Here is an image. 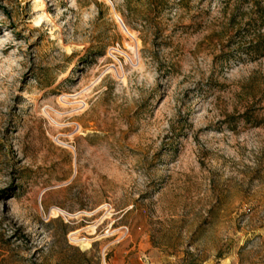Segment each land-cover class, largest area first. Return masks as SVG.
<instances>
[{
	"label": "rangeland",
	"instance_id": "obj_1",
	"mask_svg": "<svg viewBox=\"0 0 264 264\" xmlns=\"http://www.w3.org/2000/svg\"><path fill=\"white\" fill-rule=\"evenodd\" d=\"M259 7L0 0V264H264Z\"/></svg>",
	"mask_w": 264,
	"mask_h": 264
},
{
	"label": "trees",
	"instance_id": "obj_2",
	"mask_svg": "<svg viewBox=\"0 0 264 264\" xmlns=\"http://www.w3.org/2000/svg\"><path fill=\"white\" fill-rule=\"evenodd\" d=\"M255 16L257 17V20L261 21L260 24H255L257 28H260L264 25V9L263 8H258L255 12ZM256 23V21H254Z\"/></svg>",
	"mask_w": 264,
	"mask_h": 264
},
{
	"label": "bare ground",
	"instance_id": "obj_3",
	"mask_svg": "<svg viewBox=\"0 0 264 264\" xmlns=\"http://www.w3.org/2000/svg\"><path fill=\"white\" fill-rule=\"evenodd\" d=\"M72 241H73V243H75V244H78V245H80V246H84V240H79V238H72L71 239ZM87 245V244H86Z\"/></svg>",
	"mask_w": 264,
	"mask_h": 264
}]
</instances>
